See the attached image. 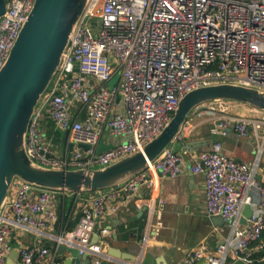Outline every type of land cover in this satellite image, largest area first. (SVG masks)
<instances>
[{
	"label": "built area",
	"instance_id": "1",
	"mask_svg": "<svg viewBox=\"0 0 264 264\" xmlns=\"http://www.w3.org/2000/svg\"><path fill=\"white\" fill-rule=\"evenodd\" d=\"M4 1L0 69L35 0ZM215 84L264 92V0H89L34 111L25 138L26 153L34 163L51 169L106 167L140 151L159 135L186 93ZM236 105L217 101L195 110L210 122L211 136L224 139L234 132L245 137L252 132L262 148L264 111L244 105L250 115L239 116L233 113ZM46 120L55 129L68 131L75 145L69 156L52 150ZM105 131L113 138V147L98 154ZM186 133L182 130L178 137ZM77 144L89 148L82 150ZM195 158L198 163L192 171L204 177L205 212L208 217L221 216L229 234L215 251L201 246L183 264H227L229 255L251 263L247 249L264 232V187L256 181L257 161L247 165L234 160L220 142ZM181 171V156L167 148L124 184L93 192L75 227L63 230L61 221L57 233V197L70 193L15 181L0 209V264H5L12 250L11 240L25 233L51 248L18 242V264H57L61 245L76 248L92 264H101L107 257L92 240L99 219L116 214L143 187L152 189L159 177L176 178ZM245 206L252 215L242 227L239 219ZM157 231L147 233L145 243Z\"/></svg>",
	"mask_w": 264,
	"mask_h": 264
},
{
	"label": "water",
	"instance_id": "2",
	"mask_svg": "<svg viewBox=\"0 0 264 264\" xmlns=\"http://www.w3.org/2000/svg\"><path fill=\"white\" fill-rule=\"evenodd\" d=\"M89 0H35L9 54L0 69V209L15 181L56 192L82 194L118 187L158 158L180 135L188 116L199 106L217 101L243 104L264 111V92L235 84H215L186 93L162 131L136 151L106 167L95 169H51L34 163L26 153L25 138L37 104L50 85L70 35L79 22ZM5 1L0 0V15ZM75 71H78L76 68ZM116 75L108 84L111 88ZM68 131L64 132L63 140ZM213 143L222 137L212 136ZM75 145H69L68 156ZM88 150L89 146L77 144ZM112 144L100 142L97 153ZM202 166V165H201ZM203 167V166H202ZM258 179V178H257ZM252 209L245 206L242 216L249 219ZM215 227H223L221 216H211ZM62 207L58 203L54 230L59 232ZM69 254L65 264H91L76 248L61 245L58 254ZM115 255V254H113ZM18 262V251L12 249L6 264ZM18 264V263H17ZM234 264H246L236 260Z\"/></svg>",
	"mask_w": 264,
	"mask_h": 264
},
{
	"label": "crops",
	"instance_id": "3",
	"mask_svg": "<svg viewBox=\"0 0 264 264\" xmlns=\"http://www.w3.org/2000/svg\"><path fill=\"white\" fill-rule=\"evenodd\" d=\"M233 113L239 116L250 115L249 109L242 104L236 105ZM47 124L50 125L46 126ZM44 125L46 132L59 133L58 137L54 134L48 137L46 134L54 153H68L69 145L72 144L70 135L63 140L64 132L55 129L50 120ZM209 129L210 122L199 117L196 110L193 111L182 128L187 133L183 137H177L169 146V149L181 156L182 171L179 176L159 177L152 189L143 187L116 214L105 215L99 219L92 240L100 245L107 257L101 264H183L199 247L203 246L207 251L213 252L226 240L229 234L227 224L223 227L213 226L205 212L204 177L192 171L198 163L196 155L210 149L213 144ZM102 140L105 144L113 142L108 131H105ZM221 143L224 152L234 160L247 165L257 161L256 181L258 186L264 187V146L259 147V140L254 134L250 132L245 137H239L231 132ZM93 196L94 193L59 196L56 205L61 203L62 215L69 212L73 220L81 216L89 198ZM254 200L257 203L256 193ZM239 223L244 227L248 224V219L242 216ZM156 229V235L150 242L145 243V235ZM18 242L38 247L47 243L30 233H25L17 241L12 239V249L18 247ZM261 242L264 243V232L260 241L251 244L247 249L246 254L251 261L249 264H264V248H260ZM68 257V253H57L55 258L57 264H65ZM235 261L229 255L227 264H234ZM14 262L18 263L17 260Z\"/></svg>",
	"mask_w": 264,
	"mask_h": 264
},
{
	"label": "trees",
	"instance_id": "4",
	"mask_svg": "<svg viewBox=\"0 0 264 264\" xmlns=\"http://www.w3.org/2000/svg\"><path fill=\"white\" fill-rule=\"evenodd\" d=\"M45 122H44V124H45ZM48 125H50V124H47L46 126H48ZM44 127H45V125H44ZM46 134H47L48 137H50L51 134H54L55 137L56 136L58 137V135H59V133L51 132V131L46 132ZM87 194L88 193H82V195H87ZM78 219H79V216H77L75 219L72 220L71 219V214L69 212L65 213V214L63 213V215H62V229L63 230H70V229L74 228L75 225L78 222ZM49 245H50L49 243H45L46 247H49Z\"/></svg>",
	"mask_w": 264,
	"mask_h": 264
}]
</instances>
